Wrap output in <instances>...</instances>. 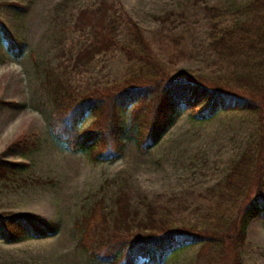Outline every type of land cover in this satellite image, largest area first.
<instances>
[{
	"label": "rangeland",
	"instance_id": "obj_1",
	"mask_svg": "<svg viewBox=\"0 0 264 264\" xmlns=\"http://www.w3.org/2000/svg\"><path fill=\"white\" fill-rule=\"evenodd\" d=\"M60 1L0 0L3 31L15 33L27 43L16 57L0 38V156L28 163L15 175L16 181H0V213H34L59 224L53 236L27 237L13 243L0 238V264H120L122 260H112L104 247L96 249V235L89 227L83 229L84 224L81 227L91 197L101 185L109 192L116 187V180L123 179L162 205L161 211L174 222L199 224L208 189L223 178L244 146L264 131V102L259 111H221L209 119L197 117L201 104L194 110L177 104L166 132L145 150L141 145L150 122L148 110L142 115L143 107L134 104L119 113L124 134L118 137L121 151L117 158L100 161L93 159L91 152H71L55 138L64 117L53 112L40 81L43 65L53 66L64 59L57 50L61 19L54 17V5ZM94 1L69 0L68 7ZM112 1L142 28L168 73L185 77L211 73L218 66L206 50L207 21L201 6L215 4L226 10L225 18H231L250 0ZM172 10L183 13L174 26L153 18ZM75 33L73 39H77ZM128 66L122 54L112 51L97 56L90 71L81 70L73 81L107 84L127 75ZM101 112L98 117L87 114L83 127L102 128L105 108ZM108 147L114 150L112 144ZM21 177L27 180L21 182ZM89 217L97 221L99 213L93 211ZM250 222L240 264H264V215ZM198 248L185 245L166 255L163 264H236L232 252L208 262L196 257ZM99 257L108 260L98 261Z\"/></svg>",
	"mask_w": 264,
	"mask_h": 264
},
{
	"label": "trees",
	"instance_id": "obj_2",
	"mask_svg": "<svg viewBox=\"0 0 264 264\" xmlns=\"http://www.w3.org/2000/svg\"><path fill=\"white\" fill-rule=\"evenodd\" d=\"M68 1L54 5V17L61 19L62 28L57 50L64 59L53 66L43 65L40 81L53 112L64 117L55 138L71 152H91L100 161L117 158L121 151L118 137L124 134L119 113L130 105L140 104L142 115L148 110L150 122L141 145L146 150L166 132L177 104L193 110L201 104L197 117L209 119L221 111H259L264 102V0L248 1L231 18L224 17L226 10L204 3L206 50L218 66L211 73L185 77L168 73L142 28L122 6L112 0H95L71 8ZM182 15L172 10L153 18L174 26ZM3 29L0 24V38L18 57L27 43ZM74 33L77 39L72 38ZM112 51L126 58L127 75L101 85L74 83L76 73L90 71L97 56ZM102 108L106 112L103 127L85 129L86 115L98 117ZM257 136L229 164L223 178L208 189L199 224L174 222L161 211L162 205L118 179L114 190L107 192L103 184L91 197L81 227L84 224L83 229L89 227L96 235V249L104 247L112 260H122L120 264L140 260L141 264H163L169 253L194 244L199 246L195 255L202 260H220L232 252L240 264L247 227L259 214L264 215V131ZM110 144L112 151L107 150ZM27 166V161L0 156V181H16L15 175ZM93 211L99 213L97 221L89 217ZM58 229V223L34 213H0V238L7 242L53 236ZM100 258L108 260L96 259Z\"/></svg>",
	"mask_w": 264,
	"mask_h": 264
}]
</instances>
